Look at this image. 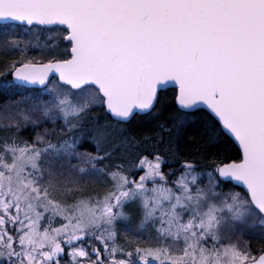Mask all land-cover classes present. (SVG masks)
<instances>
[{
    "label": "snow or ice",
    "instance_id": "1",
    "mask_svg": "<svg viewBox=\"0 0 264 264\" xmlns=\"http://www.w3.org/2000/svg\"><path fill=\"white\" fill-rule=\"evenodd\" d=\"M0 20L34 37L0 29V53H19L0 89L27 90L0 105V264H264V246L229 235L264 231V0H0ZM137 112L154 130L127 132ZM57 120L31 141L16 134ZM194 121L236 158L184 151Z\"/></svg>",
    "mask_w": 264,
    "mask_h": 264
},
{
    "label": "trees",
    "instance_id": "2",
    "mask_svg": "<svg viewBox=\"0 0 264 264\" xmlns=\"http://www.w3.org/2000/svg\"><path fill=\"white\" fill-rule=\"evenodd\" d=\"M53 30L58 31L59 33H61L62 31L60 28L55 27L53 28ZM34 52H36V54L33 57H35L36 59L47 56V53H41L39 48H35L33 50V53ZM12 58H15V56ZM29 58H32V56ZM10 60H8L6 56L0 54V68L2 67L1 69H3L5 64L8 63ZM3 78H6L7 80H12V75L8 74ZM174 90V87H170L160 91L159 93V101L156 105V108L160 110L161 118H166L169 116L170 113L174 112V107L172 104ZM9 94V92L7 93L4 90L0 89V105L4 104L10 99ZM157 122L158 118L152 114H136L128 123L124 125V127L127 129V132L129 134L134 136H141L145 133H150L152 130H154ZM12 131L15 130L13 129ZM33 131L34 129L32 130L30 128H27L25 130L19 131L18 133L21 136L30 139ZM206 139L207 137L204 134L203 128L200 126L198 121H194L190 123L185 129L181 140V147L189 155L204 156L205 160L202 161V163H207V161L211 160L213 157H215L217 160H225V162H227L229 158H236L237 149L231 142L219 143L209 149L208 146L205 144ZM84 148L91 150L90 145L87 144L84 146ZM196 149H199V153L196 152ZM179 165L180 164L178 162H173L170 158H168L163 168L166 172L169 168H176ZM230 187L231 185H227L224 187V190H228ZM236 189L239 190V188ZM138 222V219H134L131 225H135ZM250 245H252L251 248L254 250L255 253V249L264 246V239L261 238L256 242H251Z\"/></svg>",
    "mask_w": 264,
    "mask_h": 264
},
{
    "label": "rangeland",
    "instance_id": "3",
    "mask_svg": "<svg viewBox=\"0 0 264 264\" xmlns=\"http://www.w3.org/2000/svg\"><path fill=\"white\" fill-rule=\"evenodd\" d=\"M6 25L9 26L11 31L17 32L20 35H22L25 40L34 39V37H31V36L25 34L27 26L19 25L17 23H9V24H1L0 23V29H2ZM30 31H35V30L34 29H30ZM59 34L60 33L58 31H56V30H52V32H50V33L49 32H45V33H43L40 36V42L43 43L44 40H45V37L48 36V35L58 36ZM61 47H63V46H61ZM35 48L36 47L29 48V50L27 52V56L28 57H31V56L33 57L36 54V52L33 53V50ZM0 54L5 56L2 53H0ZM18 55H19V53H9L6 56V58L8 60H10V59H12V57H14V56L17 57ZM40 59H42V57L37 58V60H40ZM5 71H6V69H5V66H4L3 69H1V71H0V81H3L4 79H6V78H3L5 75H2L3 73H5ZM29 89H31V88H29ZM9 93H10L9 94L10 99L8 101H6L5 103H8L10 100L19 99L21 95H26L27 94V90L26 89H14V90L10 91ZM43 99L46 100V99H48V97L44 96ZM62 125H63V121L62 120H57L55 123H52L51 121H43L41 123L40 127H38V128H34L31 124L25 125L24 127H22L20 129V131L21 130H25L27 128H30L32 130L34 129L30 139L26 138L24 136H21L19 133H16V134L20 138L27 139V140L31 141L35 137L37 132H42L45 128H47L49 131H51L52 129H56L57 131H59V129L62 127ZM13 132H15V131H13ZM6 134L7 133L3 129H0V136H4ZM81 150H84V149H81ZM73 162H75V161H73ZM169 169H176L177 170L176 171V175L178 176L179 172H180V165L178 167H176V168H169ZM169 169L165 173H167L169 171ZM163 170H164V168H163ZM142 174H143L142 172L138 173L136 175V178L138 179L139 175H142ZM174 178L175 177H169L170 180L174 179ZM202 183H207V177L206 176L202 178ZM81 184L84 185L87 188V190L89 192H92V193L103 194V192L105 190V185L103 183H101L100 180H98V178H96V177H84L81 180ZM228 190H225V191H228ZM235 190H237V189H235ZM237 191H239V190H237ZM121 223H123V222H121ZM137 224L131 225V226L135 227ZM229 235H230L231 241L232 242H238L241 247H243L245 244H248L251 247L252 246V245H250L251 242H256V241L260 240L261 238L264 239V231H262L258 225L255 228L245 229L242 232L237 230L235 233H230ZM145 236H146V234H145ZM121 241H123V236H121ZM225 242H227V241H225Z\"/></svg>",
    "mask_w": 264,
    "mask_h": 264
},
{
    "label": "water",
    "instance_id": "4",
    "mask_svg": "<svg viewBox=\"0 0 264 264\" xmlns=\"http://www.w3.org/2000/svg\"><path fill=\"white\" fill-rule=\"evenodd\" d=\"M0 23L1 24H9V23H17L18 24V22H15V21H6V20H0ZM24 26V25H23ZM28 27V26H27ZM12 79H13V77H12ZM29 88L30 87H32V86H28ZM38 87V86H37ZM170 87H174V85L170 82L167 86H165L164 88H162L160 91H162V90H165V89H167V88H170ZM160 93V92H159ZM159 93H158V95H159ZM136 114H141V113H139V112H137ZM135 114V115H136ZM134 115V116H135ZM133 116V117H134Z\"/></svg>",
    "mask_w": 264,
    "mask_h": 264
}]
</instances>
